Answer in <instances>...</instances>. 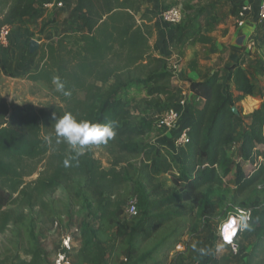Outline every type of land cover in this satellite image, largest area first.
Instances as JSON below:
<instances>
[{"label": "trees", "instance_id": "16d2710c", "mask_svg": "<svg viewBox=\"0 0 264 264\" xmlns=\"http://www.w3.org/2000/svg\"><path fill=\"white\" fill-rule=\"evenodd\" d=\"M44 1L0 0V30L42 12ZM141 5L142 0H74L72 14L77 16L79 32L72 30L60 35L55 45L41 46V67L26 76L30 82L46 84L58 105L35 109L0 96V235L18 231L25 257L10 256L0 264H47L38 246V223L70 217L73 207L82 204L88 212L78 226L75 264H164L167 254L192 236L199 223L207 225L215 213L213 196L224 190L232 169L235 191L225 217L234 208L251 207L249 235L254 243L244 264H264V198L259 197L264 191V164L246 176L239 163L226 157L227 147L235 143L238 160L254 164L260 156L264 95L260 93V106L246 117L249 124L236 133L235 122L243 120L240 103L255 93L243 60L226 71L213 72L203 82L189 80L190 91L204 103L201 108L184 106L183 113L192 121L188 143L178 149L176 175L166 186L156 167L157 146L145 142L153 125L140 120L137 109L123 98L134 88L145 90L149 106L175 97V75L165 59L154 56L149 44L159 28L157 12L142 10ZM182 8L193 9L188 3ZM186 28L179 24L172 28L176 42ZM197 40L210 43L201 35ZM261 72L264 78V67ZM56 78L63 91L57 89ZM65 113L77 121L114 122L116 135L107 143L86 146L77 156L54 130L53 116L59 119ZM94 148L107 155V168L95 157ZM69 156L75 159L66 166ZM36 173V179L26 181ZM60 189L68 195V203L52 200ZM133 189L140 199L137 215L105 256L98 245H109L119 232ZM184 261L185 255L177 253L172 264ZM200 262L219 264L209 251Z\"/></svg>", "mask_w": 264, "mask_h": 264}, {"label": "crops", "instance_id": "0c3cea01", "mask_svg": "<svg viewBox=\"0 0 264 264\" xmlns=\"http://www.w3.org/2000/svg\"><path fill=\"white\" fill-rule=\"evenodd\" d=\"M228 1L229 4H238L237 2L243 1V6H247L249 11L243 16L235 15L234 18L236 24L242 20V25L238 26V29H206V21H201L197 27L200 29H191V26L184 29V34L178 42L175 41L174 29L161 23L157 16L156 21L159 23V28L155 29L149 40V44L153 49V54L157 58H163L167 61L168 69L174 61L180 62V78L175 77L172 81V88L175 93V97L169 101L164 102L167 108H173L180 113V120L175 129L166 130L157 128L153 122L158 116H161L163 110H157L154 117H142L139 114V110L136 108L137 103H128L132 109H137L136 114L142 121L150 120L153 128L147 134L145 142L147 144H155L159 151L160 158L156 161V167L162 172L163 175L171 177L176 175V161L178 149L174 146L175 138L180 134L183 129H189L192 125V121L183 113V109L179 107V103L184 101L186 104L194 105L197 108L203 106L204 101L201 98L195 97L190 91L188 81L203 82L215 71H226L228 68L235 65L239 58L244 54L245 37L252 33V37H256L258 34L254 31L258 29H251L253 26L257 27L260 24L256 19L258 0H142V10H152L157 12V15L166 8L179 6L180 3H188L190 6H203L205 7V14L210 17V13L216 10H220V5ZM234 6V5H233ZM74 7V0H69L64 9L40 12L31 17L22 19L19 25L16 26L14 33H10L9 43L7 48L0 47V96L8 102L13 101L16 105L21 106L22 95L30 97L25 92L27 88L33 85H43L42 82H30L26 79V76L30 73L37 72L40 67V51L39 49L43 45L51 44L55 45L59 36L64 33H69L72 30L79 32V25L77 16L72 14ZM253 9V11H252ZM190 12H197L187 11ZM231 12V10H230ZM229 12V13H230ZM227 16V15H226ZM206 19V16H205ZM15 26V25H14ZM12 30L13 27H12ZM264 30V29H263ZM203 36L210 39V43L201 44L198 42V36ZM31 40H35L39 43L38 50L31 54L29 52V43ZM244 68L249 69L244 65ZM141 89L134 88L131 91ZM143 91V89H142ZM145 92V90L143 91ZM264 95V85L262 89H256L252 96H245L240 103L242 123L236 121L234 124V132L238 133L249 124V120L246 118L255 109H257L262 98L260 94ZM146 94V93H145ZM163 102V101H162ZM149 108H154L150 106ZM155 118V119H154ZM153 134L155 137H153ZM238 144L229 146L226 149V157L232 164L239 163L242 172L247 176L254 172L252 165L245 161L238 160ZM261 154L254 164H264V147H260ZM233 153L234 156L230 157L229 154ZM250 166L251 171L248 174L245 170V166ZM232 191L233 195L235 191L234 185V170L230 172L228 177L224 180V190ZM230 204V203H229ZM227 205L224 210H226ZM217 210V209H216ZM195 240H200L202 233L196 232ZM217 235L218 243L221 239ZM186 238V237H185ZM177 245L171 252L170 256H174L177 253L185 254L184 241ZM254 243V239L251 238L248 247L241 245L244 248L242 255L247 256L250 252L251 246ZM72 257V263L77 261V251ZM225 246L222 250L223 254L215 255L219 264H225L228 259ZM232 263V262H231ZM229 263V264H231Z\"/></svg>", "mask_w": 264, "mask_h": 264}, {"label": "rangeland", "instance_id": "374dc122", "mask_svg": "<svg viewBox=\"0 0 264 264\" xmlns=\"http://www.w3.org/2000/svg\"><path fill=\"white\" fill-rule=\"evenodd\" d=\"M219 1V0H218ZM238 4H229L228 1H225L224 4L220 5V10L213 11L210 13V17H207V14H205V7L208 6V4L203 6H195L192 7L193 11L197 12H190L187 13L183 11L182 8V2L179 6H181V19L179 21V25H187V27L191 26V29H198L197 25L203 21H206V29H229L230 27L232 29H238V24H236L235 19L231 18L235 15H238L241 11V6L243 5V1L237 2ZM231 10V12H230ZM55 11V10H54ZM253 11V9H252ZM230 12V13H229ZM227 15V16H226ZM206 16V19H205ZM19 24H16L15 26L10 27L11 33L13 34L16 30V26ZM251 29H258L254 31L258 35L256 37H252V33L246 35L245 39V47H244V54L239 58V60H243V63L245 66L249 69L247 72L251 76V78L254 80L255 88L256 89H262L264 85V78L262 76L261 68L264 67V23H260L257 25V27H252ZM177 62L180 68V62ZM171 68V67H170ZM178 68V71L175 73V77L180 78V74L182 70ZM174 77V78H175ZM144 91V90H143ZM142 89H136L133 91H128L127 93H124L123 98L128 103H137L136 108L139 110V114H141L142 117H154L157 110H163L166 111L168 108L166 105H164V102H161L159 105H154L149 108L150 106L147 105V101L150 100L145 92H143ZM26 93L29 94L30 97H26L25 95H22L21 98V106H26L28 104L33 105L35 109H44L48 105H58V102L55 98L52 97L50 90L48 89L46 84L43 85H33L30 88H27L25 90ZM8 102V101H7ZM13 102V101H11ZM8 102V103H11ZM15 104V103H14ZM161 116H158L155 120H153L154 124L157 125L159 122ZM155 125V126H156ZM153 137L155 135L153 134ZM94 155L97 159H99L104 168H107V155L101 151L100 149L94 148ZM230 157H233L234 154L231 152L229 154ZM41 166L38 168V171L41 170ZM245 171L249 174L252 170L250 166H245ZM160 172L161 179L165 182L166 186H171V180L168 176H165ZM37 173L34 174L32 177H29L26 179V181H32L36 179ZM232 191L229 190H223L220 192H216L213 196V203L215 204V213L214 215L209 218L207 221V225H205L203 222L199 223L197 226L198 234L202 233V237L200 240H195L196 232L192 234V236L186 237L184 243L185 247V261L184 264H202L201 258L204 255V253L209 251V256L215 257V255L218 253L219 255H222V250L217 248V225L220 222L221 219L226 218V212L225 207L227 205H230L229 202L232 199L233 195L230 194ZM260 199L264 198V191L259 192ZM52 200L61 201L63 203H68L69 198L66 192L62 189L58 190L53 196ZM131 200L134 201L135 207L138 212L139 207V195L137 194L136 190H132V198ZM225 206V207H224ZM87 205L82 204L79 207H73L72 212L73 214L68 217L67 215H63L61 217H64L62 220L64 223L59 226V228L54 229L51 226V220L46 222L38 223V229L41 233V237L39 239V249L43 253L47 264L50 263L53 251L56 249V242L57 237H59L64 231L69 229V226H79L82 221H84L85 215L87 214ZM217 209V210H216ZM134 217H129L125 213V205H124V215H123V224L120 226L119 232L116 234V236H113L111 239V242L109 245L105 244H99L98 249L100 252L107 255L109 250L111 249L112 245H118L119 241L121 240L122 234L128 230L130 225L133 222ZM248 231L246 234L241 235L238 239L237 244L240 247L241 245H246L248 247V244L251 242V237L249 235ZM48 237V238H46ZM20 236L18 231L15 229H10L6 231L4 234L0 235V261L7 257H12L14 255H19L21 258H25L22 254V251L20 249ZM78 246H79V240H78ZM195 246V247H194ZM227 247V246H226ZM204 249L205 251L202 253L200 250ZM226 254L228 259L225 261V264H239V257L233 258L231 256L230 250L227 247ZM242 252V251H241ZM174 256H170V253L167 254V256L164 258V264H172ZM105 259V258H104ZM103 264V263H101Z\"/></svg>", "mask_w": 264, "mask_h": 264}, {"label": "built area", "instance_id": "2783aa9c", "mask_svg": "<svg viewBox=\"0 0 264 264\" xmlns=\"http://www.w3.org/2000/svg\"><path fill=\"white\" fill-rule=\"evenodd\" d=\"M67 2L68 0H45L41 4L40 8L42 12L61 10L65 8ZM247 11H249V8L247 6L241 7L240 15L241 16L245 15ZM158 18L161 23L167 25L168 27L170 28L175 27L176 25L179 24V21L181 19V6H174L163 9L159 13ZM256 19L259 23H264V0H258ZM237 24L238 26H241L242 20L238 21ZM10 33H11L10 27H3L0 30L1 48L8 47ZM178 67H179L178 63L174 62L171 65L170 71H172V73L175 75V73L178 71ZM185 104L186 103L184 101H181L179 103V107L181 109H184ZM179 120H180V113L173 108H168L166 111H164V114L161 115V118L157 123L156 127L166 130H172L176 128ZM188 131L189 129H183L180 132V134L175 138L174 140L175 148L179 149L188 143ZM259 166L260 164H253L252 169L256 170ZM240 210L250 211L251 213V207L244 209L234 208L227 213V216L236 215ZM125 213L129 217H134L137 215V209L135 207L133 200H130L127 204H125ZM63 219L64 217L61 216L52 218L51 226L54 229L59 228V226L64 223L62 221ZM246 231L247 230H243V231L238 230L236 235L233 237L231 243L225 245L229 248L231 256L233 258L239 257L240 259L239 264H244L245 257H243L237 242L239 237L243 235ZM78 240H79V227L72 225L69 226L68 230L64 231L59 237H57L56 249L53 251L51 261L48 264H73L72 257L76 252V248L78 247Z\"/></svg>", "mask_w": 264, "mask_h": 264}, {"label": "clouds", "instance_id": "9594fccd", "mask_svg": "<svg viewBox=\"0 0 264 264\" xmlns=\"http://www.w3.org/2000/svg\"><path fill=\"white\" fill-rule=\"evenodd\" d=\"M54 82L57 84V89L63 91L64 85L59 82V78H56ZM64 95H70V93L65 92ZM53 121L56 135L63 138L77 156L83 154L86 146L107 143L116 135L114 122L99 124L88 120L77 121L71 113H65L59 119L53 116ZM74 159V156H69L64 161L65 165L67 166L69 161ZM250 220L251 213L245 210H240L236 215H229L221 219L217 225V234L221 238L217 248L223 250L226 244L231 243L238 230L252 231ZM200 251L203 253L205 250L201 249Z\"/></svg>", "mask_w": 264, "mask_h": 264}, {"label": "water", "instance_id": "95a60500", "mask_svg": "<svg viewBox=\"0 0 264 264\" xmlns=\"http://www.w3.org/2000/svg\"><path fill=\"white\" fill-rule=\"evenodd\" d=\"M38 48H39V43L35 40H31L29 43V52L31 54H34L38 50ZM233 112L237 114V110L235 108L233 109Z\"/></svg>", "mask_w": 264, "mask_h": 264}]
</instances>
